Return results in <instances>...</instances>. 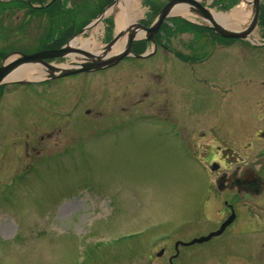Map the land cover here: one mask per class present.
<instances>
[{
	"label": "rangeland",
	"instance_id": "obj_1",
	"mask_svg": "<svg viewBox=\"0 0 264 264\" xmlns=\"http://www.w3.org/2000/svg\"><path fill=\"white\" fill-rule=\"evenodd\" d=\"M100 1L65 0L52 16L30 9L10 13L9 22L2 16L0 63L47 50L62 33L74 35L101 13ZM145 1L164 2L138 0L142 19ZM202 3L227 16L232 29L252 18L241 0L224 10L217 0ZM239 9L248 14L228 17ZM188 13L181 17L198 29L176 20L163 28L172 31L167 42L174 52L148 46L150 58H128L102 72L0 87V264H165L174 242L208 235L224 219V203L234 204V191L218 189L222 169L211 171L209 161L232 162L223 151L233 148L247 163L235 167L248 165L260 178L264 138L251 135L264 130V45L223 39ZM113 20L100 22L99 47ZM262 26L251 34L260 43ZM178 53L204 61L184 66ZM236 206L238 221L219 241L184 249L183 264L220 261L206 255L217 247L236 251L224 261L264 264V228L248 234L242 215L250 205Z\"/></svg>",
	"mask_w": 264,
	"mask_h": 264
},
{
	"label": "bare ground",
	"instance_id": "obj_2",
	"mask_svg": "<svg viewBox=\"0 0 264 264\" xmlns=\"http://www.w3.org/2000/svg\"><path fill=\"white\" fill-rule=\"evenodd\" d=\"M114 0H107V2L103 3L102 0L100 1L101 6L100 8L103 9L101 11L100 14H97L96 17L100 16L102 14V12L110 5L113 3ZM197 2H200L201 4H203L202 2L204 0H196ZM209 1V0H207ZM251 1V0H248ZM64 3H61V6H59L61 9H65V5L66 2L65 0L63 1ZM166 1L164 0V2L159 6V9L157 11L154 12V8H156V6H151V4L149 3V1H145L144 2V6L147 7L149 10L147 11V14L145 16L144 19H142L139 14L140 11L138 10V7H140L138 0H118L117 3L113 6V8L109 11L106 12L105 15L103 16V18L98 19L96 21H94L93 23H91L93 20L96 19L93 18L83 24H81L80 28L78 29V31L74 34V35H70L68 37H65V40L59 45V47H52V48H47V50H52V49H59L61 47H63L67 42H69L72 38V42L70 43V45H72L73 47L81 50V51H86L89 53H93L96 55H100L103 52L104 47L106 46L107 43H109L112 38L117 35H119V38L117 40V42L113 45L112 48H110V50L107 53V56L109 55H115L119 52H121L124 47L125 44L128 41V36L130 33V28H134V25L139 29L137 30V32L135 33V39L130 47V52L132 55H129L127 57L122 58L119 62H117L116 64L100 69V70H95V71H90V72H80L74 75H79V74H91V73H98V72H102L108 69H111L113 67H116L117 65H119L121 62L127 61L128 58H135V59H148L152 56L153 51L156 48H160L161 47L156 45L155 42V36L159 37L162 40H165V43H169L166 42L167 40L169 41V37L170 34L172 33V31H168V32H164L163 28L164 26H168L169 28L172 29V26H169V24L167 23L168 21L171 20H176V24H184L187 27L192 28L193 26H197L196 23H194L193 21H191L190 19H188L187 17H181L182 15L184 16H188V10L189 8L187 7V4H175L172 9H171V16L165 18L163 20V22L161 23L158 31L155 33V35L153 36V41L151 40H147V35L143 32V30L139 27L142 26L143 28H149L153 21L156 19L158 13L160 12V10L163 8V6L165 5ZM58 7L55 6L53 9H48V11H54L56 10ZM241 11V12H240ZM243 10L239 9V11H235L234 14H236L235 16H228L230 18H234L236 16H240L242 13L244 15H246V13L248 14V12H242ZM48 14H50V12H47ZM54 13L56 12H52V14H50V16H52ZM152 15V17L150 19H148L149 15ZM113 16L114 20L113 21H106L107 25L109 27H113V32L110 36V38L108 39V42L105 43L103 45V47H99L97 44V36L99 34V29L100 27V22L108 17V16ZM49 16V17H50ZM213 19L217 22H219L221 25H223L226 28H231V26H228V24H226L225 22L227 21V16H223V15H216L214 13H212ZM91 23L90 28L86 29L84 32H81L87 25H89ZM83 25V26H82ZM139 25V26H138ZM100 27V28H99ZM232 29V28H231ZM67 30H65V32L67 33ZM90 31V37L89 38H83V37H78V34H85L87 31ZM105 32V31H104ZM161 35V37H160ZM62 36H64V34L62 33ZM78 37V38H77ZM59 39L58 38H54L53 39V45L54 46L56 44V40ZM139 43H143L144 46L143 48H138V44ZM149 47H153L154 50L152 51H146L147 48ZM152 48V49H153ZM163 50V49H162ZM144 55V56H143ZM194 56L199 57L197 54H195ZM86 56L80 52H68L66 53V56L60 59H46L45 62L49 63V64H53L54 66V70L55 71H51L48 67L46 66H42L39 63H20L16 68L13 69V71L6 77V80H15V79H20L22 81H25L26 84H19V83H13V85H23L25 87L29 86V81H34L37 79L43 80L45 79V77L50 74L51 72L54 74H57L58 71H61L63 69H65L66 67H76L78 64L84 62L83 58H85ZM63 60L65 63L64 64H55L53 61L55 60ZM16 60V59H15ZM15 60H11V61H15ZM1 64V63H0ZM12 64V63H10ZM48 81L50 80H55V79H47ZM46 81V80H44ZM43 81V82H44ZM46 81V82H48ZM45 82V83H46ZM5 85V84H4ZM3 84L0 85V87H2ZM2 96V95H1ZM2 99V97H1ZM1 102V100H0ZM17 144V143H15ZM180 243H189V242H180ZM183 245V244H182ZM187 246V245H184Z\"/></svg>",
	"mask_w": 264,
	"mask_h": 264
},
{
	"label": "flooded vegetation",
	"instance_id": "obj_3",
	"mask_svg": "<svg viewBox=\"0 0 264 264\" xmlns=\"http://www.w3.org/2000/svg\"><path fill=\"white\" fill-rule=\"evenodd\" d=\"M63 1L64 0H0V4H1L0 7H2V8H0V11L1 10L4 11L3 14L0 13V19L2 16H4L3 17L4 22L6 20L9 22L10 13L15 12L17 10L27 11L28 9H30V11H36V12L45 11L46 13L50 12V14H52V12H55V10L54 11H48V9H53L55 6L58 7L57 9H59L60 8L59 6H61V3H64ZM18 19H19V16H17V20ZM0 24H1V21H0ZM3 24L4 23H2V25ZM214 40L215 39H212L213 42H214ZM155 42H156V45L161 47L162 49L169 51V52H174V49L171 48V45L169 43L166 44L165 40H162L159 37L155 36ZM224 42H226V41H224ZM176 56L178 57V58H176L174 56L176 59V62L185 64L184 66H197L200 64V62L204 61V60L198 59V57H195L194 55L182 56L181 54L178 53ZM167 85H169V87H171V89H172L171 83L169 84L167 82ZM162 87L166 88L167 86H165V84H164ZM1 95H2V93H1ZM1 95H0V100L2 97ZM87 112H86V114H87ZM255 132L256 133L251 135V137H253L254 139L264 138V130L255 131ZM248 136L249 135H246V138ZM248 146H249V144L244 146V149H245V147H248ZM226 151H228L230 153V157H233L232 162L230 159H227V164H226L225 159H224L225 161H223L221 159H215V160L213 159V160L209 161V165H210L209 167H211V165L214 164L218 167V169L216 170L217 172L222 169L223 172L218 176V180H217L218 189L219 190L221 189L220 191H222V192L234 191L233 192L234 204L233 203H227V202L224 203V207H225L224 212H223L224 219L218 223L217 228L212 230V232L217 231V229H219L222 222L224 220H227L230 216H233L232 222L225 228V230L220 235L214 236V237L210 238L208 241L202 242L198 245L193 244L191 246L190 245L184 246V245L178 243L179 241L174 242L173 247H172L173 250L171 249V254L169 256H167L168 259L165 262V264H183V262H181V260L184 256V254L186 253V252H184V249H189L192 247L194 249L195 247L203 245L204 243H209V242L213 241L214 239H215V241H219V239L223 237L222 235L226 232L227 228L229 229L233 224H235L238 221L239 212L237 211L238 208L236 206L237 201L240 204H243L246 206L247 205L251 206V207L249 206V209H247L248 212L246 211V213L242 215V217H244L243 221L247 225H249L248 229L252 228V230L247 232V233L250 234L252 232H257V230H259L260 228H264V213H262V214L252 213V212H254V211H252L253 208L256 210H259V211H264V168L260 167L258 169L260 178H258L255 173L253 175H251L249 173V171H247V169H246L248 165L246 167H240V166L235 167V163H240V162H241V164L244 163V161L240 159L241 157L239 155H236V153H238V152H236L233 148H231V149H227V150L223 151V153H226ZM243 152L245 154L246 149ZM257 153H264V149H261ZM228 164L233 165V167L230 168V166ZM244 164L246 165L247 163L245 162ZM227 172H229V174L226 176L225 173H227ZM256 198H259L261 201L257 202L255 200ZM239 210L242 211V209H239ZM208 234H210V233H208ZM180 242H189V241H180ZM160 253L163 255L164 250L162 249L160 251ZM225 253L227 254V256H225ZM235 254H236V251L226 252V251H222L221 248L217 247V248H215L214 253L207 252L206 255H207V258L209 255H212L215 258L220 259V261L212 262L211 264H236V262L231 263L232 261H230V262L224 261V260H227L226 258L232 257ZM194 261L195 260H193L191 263L192 264H210L207 262L201 263V262H194ZM149 264H152L151 259L149 261ZM238 264H251V262L248 263L247 261H245L244 263L239 262Z\"/></svg>",
	"mask_w": 264,
	"mask_h": 264
},
{
	"label": "water",
	"instance_id": "obj_4",
	"mask_svg": "<svg viewBox=\"0 0 264 264\" xmlns=\"http://www.w3.org/2000/svg\"><path fill=\"white\" fill-rule=\"evenodd\" d=\"M118 0H114L112 4H110L100 16H98L94 21L103 18L106 12H109L113 6L117 3ZM166 3L163 6V8L158 13L156 19L153 21L152 25L149 28H143L142 26H139L143 32L147 35V40L153 41V36L158 31L161 23L163 20L169 16H171V9L175 4H187V7L191 9L193 12L199 14V16L206 21L209 22V24L205 25L207 28H210L214 33L218 34L219 36L223 38H230V39H240V40H248L253 44L258 45L259 43L256 42L254 39L251 38V34L253 30L255 29L257 23H258V16H259V4L261 0H241L245 4H250L252 7V18L250 22L248 23L247 27L241 30L226 28L223 25H221L219 22L215 21L213 19L212 13L207 10L200 2H197L196 0H165ZM91 23L87 25L81 32H84L86 29L90 28ZM139 30L135 25L134 28H130V33L128 36V41L125 44L124 49L115 54V55H109L107 56L108 51L110 48L113 47V45L117 42L119 35L112 38V40L106 44V46L103 49V52L100 55H96L93 53H89L86 51H81L72 45L70 43L72 42L73 38L67 42L63 47L59 49H52V50H42L40 52H36L31 55H25L22 53L18 54V57H8L1 61L0 64V85L1 84H13V83H21L26 84L25 81H22L20 79L15 80H6V77L13 71L14 68H16L20 63H39L42 66L48 67L51 71H55L53 64L46 63V59H60L66 56V53L68 52H80L84 54L86 57L83 58L84 62L78 64L76 67L70 68L66 67L65 69L58 71L57 74H54V72L48 74L45 77V80L52 79V78H61L65 76L74 75L80 72H90L95 70H100L109 66H112L119 62L122 58L127 57L129 55H132L130 52L131 44L135 39V33ZM144 56V55H143ZM16 59V60H15ZM15 60V61H11ZM12 63V64H10ZM217 169V166H212L211 170L214 171ZM233 220V216H230L226 221L223 222L219 230L216 232L210 233L207 236L200 237L197 239H193L189 243H180L183 245H192L195 243H202L208 241L210 238L214 236L220 235L225 227L230 224Z\"/></svg>",
	"mask_w": 264,
	"mask_h": 264
},
{
	"label": "trees",
	"instance_id": "obj_5",
	"mask_svg": "<svg viewBox=\"0 0 264 264\" xmlns=\"http://www.w3.org/2000/svg\"><path fill=\"white\" fill-rule=\"evenodd\" d=\"M153 6H156V5H153ZM153 6H152V7H153ZM227 6H228V5H224L223 7L221 6V9H223V8L226 9ZM158 9H159V7L156 6V8H154L153 10H154V12H155V11H157ZM224 9H223V10H224ZM261 23L264 25V19L261 21ZM85 24H86V23H85ZM85 24H83V25H85ZM83 25H82V26H83ZM189 28H190V27H189ZM192 28H195V27H192ZM190 29H191V28H190ZM195 29H198V28H195ZM199 29L204 30V29H202V28H199ZM67 33H68V30H67ZM64 40H65V37L62 36V34H61V35L59 36V39L56 40V44H55L54 46H52V45H53V44H52L51 47H48V48L59 47V45H60ZM137 46H138V48H143L144 44H143V43H139Z\"/></svg>",
	"mask_w": 264,
	"mask_h": 264
}]
</instances>
